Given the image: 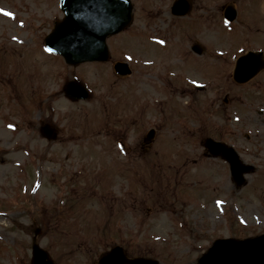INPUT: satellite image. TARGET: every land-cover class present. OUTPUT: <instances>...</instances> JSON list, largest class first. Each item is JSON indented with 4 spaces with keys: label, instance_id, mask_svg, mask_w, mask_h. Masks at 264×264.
I'll return each mask as SVG.
<instances>
[{
    "label": "rangeland",
    "instance_id": "obj_1",
    "mask_svg": "<svg viewBox=\"0 0 264 264\" xmlns=\"http://www.w3.org/2000/svg\"><path fill=\"white\" fill-rule=\"evenodd\" d=\"M192 1L183 18L170 14L172 0H132V23L108 39L110 62L73 67L42 47L53 22L63 16L58 0H0V264H30L36 229V242L57 264H93L120 243L132 254L150 252L160 264L184 253L176 264H188L216 237L264 231V73L244 85L231 78L239 55L264 53V0ZM227 3L237 8L229 26L222 20ZM31 38L37 57L30 52ZM194 42L204 47L201 55L191 51ZM182 49L187 59L180 62ZM116 59L132 68L124 81L112 73ZM73 78L89 89L87 100L64 97L62 86ZM164 95L171 97L174 114L163 109ZM182 106L188 112L177 114ZM182 118L184 123L172 124ZM41 121L57 127L56 139L41 137ZM152 127V144L139 148ZM205 137L232 144L255 166L247 187L236 188L227 164L196 146ZM109 152L126 169L137 162L140 175L125 178L130 186L111 174ZM76 170L92 173L81 176ZM202 185L204 192L197 191ZM129 202L132 217H115L117 208L111 206ZM208 212L203 223L191 224L204 227L201 246L186 251L196 242L183 243L171 216L194 220ZM140 213L144 219L138 222L134 216ZM229 216L236 223L230 224ZM147 241L153 248L145 249Z\"/></svg>",
    "mask_w": 264,
    "mask_h": 264
},
{
    "label": "water",
    "instance_id": "obj_2",
    "mask_svg": "<svg viewBox=\"0 0 264 264\" xmlns=\"http://www.w3.org/2000/svg\"><path fill=\"white\" fill-rule=\"evenodd\" d=\"M61 6L65 17L55 25L52 33L45 38V43L48 49L61 54L70 64L106 59L105 37L118 32L130 21L129 0H61ZM258 59L251 53L243 57L238 62L237 74L244 72V64H256ZM248 76L247 74L244 79ZM66 87V94L71 98L87 95L77 82H70ZM44 132L48 137L53 136L49 128H45ZM232 153L228 156L234 168L238 163L235 160L236 155ZM32 248V264H52L47 254L35 243ZM242 256L238 255L236 260L240 261ZM118 257V253L111 251L99 259V264L134 263V260Z\"/></svg>",
    "mask_w": 264,
    "mask_h": 264
},
{
    "label": "snow or ice",
    "instance_id": "obj_3",
    "mask_svg": "<svg viewBox=\"0 0 264 264\" xmlns=\"http://www.w3.org/2000/svg\"><path fill=\"white\" fill-rule=\"evenodd\" d=\"M3 14H4V15H9V14H8V13H6V12H5V13H3Z\"/></svg>",
    "mask_w": 264,
    "mask_h": 264
},
{
    "label": "bare ground",
    "instance_id": "obj_4",
    "mask_svg": "<svg viewBox=\"0 0 264 264\" xmlns=\"http://www.w3.org/2000/svg\"><path fill=\"white\" fill-rule=\"evenodd\" d=\"M1 163V162H0Z\"/></svg>",
    "mask_w": 264,
    "mask_h": 264
}]
</instances>
